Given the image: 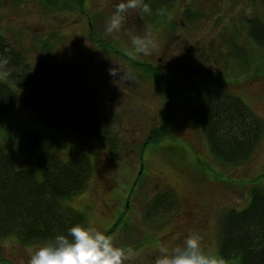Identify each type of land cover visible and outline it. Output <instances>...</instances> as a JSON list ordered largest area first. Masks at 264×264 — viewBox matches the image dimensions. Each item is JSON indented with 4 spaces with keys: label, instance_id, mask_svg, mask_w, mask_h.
Wrapping results in <instances>:
<instances>
[{
    "label": "rangeland",
    "instance_id": "1",
    "mask_svg": "<svg viewBox=\"0 0 264 264\" xmlns=\"http://www.w3.org/2000/svg\"><path fill=\"white\" fill-rule=\"evenodd\" d=\"M118 2L85 0L84 12L79 9L46 12L33 0L19 4L0 0V31L28 49L33 66L47 58L48 54L40 52V40L53 31L57 38L52 41V53L73 64L61 67L59 73L69 74L72 85L77 81L72 72L82 77L79 69L85 67L86 74L110 98L107 109L102 108L101 112L109 116L107 130L116 135L120 157L111 160L99 145L88 147L94 163L93 176L85 190L69 201L85 214L84 223L107 232L124 213L128 226H117L111 235L121 246H132L138 251L133 264H154L161 247L182 243L189 233L198 235L204 249L220 258L221 216L231 208L244 207L253 184L264 187V135L248 160L238 166H225L209 152L205 137L189 116L187 101L188 96L210 87L241 98L264 121V72L260 76L250 72L235 75L234 69L240 53L235 44L248 49L243 19L253 11V0H170L169 21H175L179 27L168 30L162 21L153 24L142 17V10L131 9L120 32L106 33V18ZM187 7H193L197 13L193 22L185 24L180 20L185 19L183 11ZM90 28L95 38L114 42L130 60L98 48L89 37ZM236 32L238 38L233 37ZM132 35L151 39L155 47L147 55L129 56L128 52L133 50ZM251 50L264 62V48ZM134 61L150 63L147 68L150 71L145 70L148 76L142 74L143 70L137 71ZM155 69L168 84L153 75ZM213 71L216 77L203 78ZM167 90L177 111L172 137L169 134L173 140L168 139V143L179 150H172L164 158L160 146L141 152L140 147L150 128L161 121L168 101L164 93ZM28 106L30 99L24 95L12 112L17 119L7 120V127L18 126L50 135L52 138L45 145L62 159L79 150L76 143L62 137L61 131L40 123ZM4 129L0 122V141L5 138L9 144L6 149L14 166L32 167L37 150L27 151L24 145L3 135ZM138 173L142 179L125 208L130 186ZM230 179L234 185L227 182ZM159 194H168L164 208L160 206L153 219L145 218L144 213L157 202L152 203ZM35 245H23L14 237L0 238V259L27 264L29 249ZM223 264H238V257Z\"/></svg>",
    "mask_w": 264,
    "mask_h": 264
},
{
    "label": "trees",
    "instance_id": "2",
    "mask_svg": "<svg viewBox=\"0 0 264 264\" xmlns=\"http://www.w3.org/2000/svg\"><path fill=\"white\" fill-rule=\"evenodd\" d=\"M9 1L19 4L26 0ZM33 1L46 12L73 9L84 12L85 0ZM142 1L151 9L148 13L141 11L144 19L153 24L155 21H162L168 30L179 27L175 21H169L172 19L170 0ZM252 7L251 14L243 19V37L249 42L248 49L238 44L234 46L240 52L235 60L240 64H236L234 68L235 75L250 72L254 76H260L259 73L264 72L263 60L251 50L254 47L264 48V0H253ZM158 10H163V14ZM183 13L185 19L181 18L180 21L187 24L193 22L197 11L193 7H187ZM232 29L237 31L235 26ZM238 34L236 32L233 37L238 38ZM89 37L102 51L128 58L114 42L95 38L91 28ZM54 38L57 35L52 31L40 40V52L48 56L40 60L37 66H33L28 49L16 40H9L0 31V122H3L5 128L2 132L7 138L18 141L22 147L24 145L27 151L37 150V158L32 167L16 168L6 149L9 144L5 142V138L4 142L0 141V238L14 237L23 245L42 243L58 232H65L71 225L86 221L85 214L72 207L69 201L85 190L93 176L94 163L88 147L99 145L111 160L120 157L116 135L107 130L109 116L101 112L102 108L107 109L110 98L86 74L85 67L79 69L82 77L72 72L71 75L77 77L72 85L69 74L59 73L61 67L73 64L64 57L54 56ZM134 64L138 72L143 70V75H146L145 70L150 71L147 70L150 63L134 61ZM153 73L168 84L159 70ZM211 77H216L214 71L203 75L204 79ZM164 93L168 101L161 121L150 128L141 144L140 152L147 147L160 146L162 157L165 158L167 153L179 149L168 143L170 139L173 140L169 139V134L172 137L170 132L176 122L177 111L171 100V93L168 90ZM24 95L30 99L28 108L34 112V117L44 126L61 131L65 140L78 145V151L70 152L62 159L45 145V141L52 138L50 135L44 132L40 135L18 126L7 127V120L17 119L12 116V112ZM187 103L189 116L205 137L209 152L221 164L241 165L256 151L264 135V121L241 98L206 87L188 96ZM140 179L141 173H138L130 186L125 208L128 207L127 200ZM227 182L230 185L233 183L231 179ZM247 195L249 200L244 207L231 208L221 216L218 254L222 261L238 257V264H264V187L258 183L253 184ZM167 199L168 194L157 195L152 203L155 200L157 202L144 213V217L153 219L158 208H164ZM117 226H128L124 213L115 220L114 226L107 233L112 234ZM0 264L13 263L0 259Z\"/></svg>",
    "mask_w": 264,
    "mask_h": 264
},
{
    "label": "clouds",
    "instance_id": "3",
    "mask_svg": "<svg viewBox=\"0 0 264 264\" xmlns=\"http://www.w3.org/2000/svg\"><path fill=\"white\" fill-rule=\"evenodd\" d=\"M151 11L142 0H119L106 18V33L120 32L129 10ZM163 14V10H158ZM133 50L128 55H145L155 47L151 39L132 35ZM113 74L112 69H109ZM138 251L132 246H121L116 238L88 223H76L65 232H58L50 239L29 249L27 264H133ZM154 264H223L215 254L206 251L198 235L189 233L182 243L159 249Z\"/></svg>",
    "mask_w": 264,
    "mask_h": 264
}]
</instances>
